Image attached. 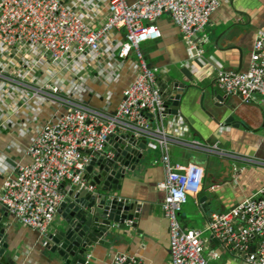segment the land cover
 Returning a JSON list of instances; mask_svg holds the SVG:
<instances>
[{
	"label": "crops",
	"instance_id": "1",
	"mask_svg": "<svg viewBox=\"0 0 264 264\" xmlns=\"http://www.w3.org/2000/svg\"><path fill=\"white\" fill-rule=\"evenodd\" d=\"M137 1L127 0L129 4ZM219 1L205 29L208 43L203 45L202 58H188L182 35L169 14L157 23L162 37L140 45L147 65L158 71L160 91L170 95L174 83L185 85L178 109L170 99L167 102L165 127L175 140L170 147L172 161L205 169L199 195L188 198L179 217L184 227L193 229L206 227L211 213L228 211L264 186V101L257 97L244 103L239 97L225 96L215 84L218 71L247 70L253 44L264 35V0ZM108 3L62 1L64 8L94 28L106 21ZM124 43L125 30L116 28L105 35L97 52L79 56L71 49L57 61L27 45L7 49L0 44V189L3 181L14 178L18 168L30 161L27 148L38 131L64 115L72 103L114 113L138 71L133 52L120 57ZM219 96L223 103L217 100ZM113 147L108 141L106 150L111 152ZM146 156L145 164L120 180L116 192L120 200L140 206L137 228L106 238L109 247L94 245L91 264H108L116 254L139 264H171L168 222L162 211L164 193L157 188L164 179L160 152L149 149ZM62 190L67 195L71 187L63 184ZM60 221L57 214L49 232ZM2 223L5 264H58L42 245L40 233L0 205ZM205 240L208 249L218 251L219 257L211 264H245L213 247L210 237Z\"/></svg>",
	"mask_w": 264,
	"mask_h": 264
},
{
	"label": "built area",
	"instance_id": "2",
	"mask_svg": "<svg viewBox=\"0 0 264 264\" xmlns=\"http://www.w3.org/2000/svg\"><path fill=\"white\" fill-rule=\"evenodd\" d=\"M63 0H0V44L7 49L17 44L36 48L53 60H61L74 49L79 56L97 52L111 30H125L120 57L133 52L138 71L134 82L122 92L113 114H105L77 103L60 118L44 125L27 148L29 162L0 189V205L24 226L36 230L42 245L66 194L63 184L92 191L85 170L95 154L106 150L109 137L124 134L146 140L160 152L164 179L157 188L164 193L162 211L168 222L171 264H211L218 251L208 249L204 231L184 227L180 214L190 196L199 195L205 169L179 164L171 159L175 141L168 135V108L156 84L157 69L149 67L140 50L146 41L162 37L160 17L169 14L180 31L188 58L204 55L208 43L206 26L220 6L219 0H109L106 21L94 28L62 5ZM216 88L227 97L250 103L264 101V35L256 38L248 68L244 72L218 71ZM56 89H54V92ZM111 154V153H110ZM211 241L245 264H264V186L235 207L211 213L206 226ZM108 264H139L116 254Z\"/></svg>",
	"mask_w": 264,
	"mask_h": 264
},
{
	"label": "water",
	"instance_id": "3",
	"mask_svg": "<svg viewBox=\"0 0 264 264\" xmlns=\"http://www.w3.org/2000/svg\"><path fill=\"white\" fill-rule=\"evenodd\" d=\"M184 89V84L174 83L170 95L161 91L167 108L170 99L173 107L178 109ZM217 100L224 102L220 96ZM109 141L114 143L112 151L95 154L85 170L84 179L92 191L73 186L57 211L61 221L49 232L45 249L58 264H91L89 256L94 245L109 247L106 238L115 237L126 228H137L140 206L120 200L116 192L120 190V180L128 172H134L138 165L145 164L146 154L153 148L146 140L124 134L112 135ZM208 204L211 205L210 201ZM2 225L0 264H5L7 246L3 241L5 230ZM211 242L213 247L217 246V241Z\"/></svg>",
	"mask_w": 264,
	"mask_h": 264
},
{
	"label": "rangeland",
	"instance_id": "4",
	"mask_svg": "<svg viewBox=\"0 0 264 264\" xmlns=\"http://www.w3.org/2000/svg\"><path fill=\"white\" fill-rule=\"evenodd\" d=\"M199 223H200V222H198V224H197L198 226L200 225ZM199 230L204 231V234H203V238H204V239H206V238H208V237L210 236L209 232L206 231V227L201 228V229H199Z\"/></svg>",
	"mask_w": 264,
	"mask_h": 264
}]
</instances>
